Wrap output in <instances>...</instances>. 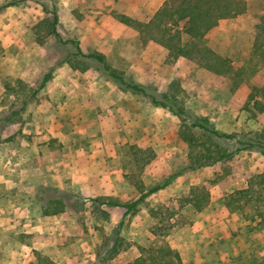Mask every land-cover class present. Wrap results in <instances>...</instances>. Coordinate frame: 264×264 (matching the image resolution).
<instances>
[{
	"label": "rangeland",
	"instance_id": "rangeland-1",
	"mask_svg": "<svg viewBox=\"0 0 264 264\" xmlns=\"http://www.w3.org/2000/svg\"><path fill=\"white\" fill-rule=\"evenodd\" d=\"M14 1L0 9V216L17 223L5 230L8 254L0 249V264H169L164 258L152 263L163 248L177 252L183 264H264V190L259 189V203L234 195L264 172V155L246 146L214 164L187 168L191 151L207 154V146L215 144L234 151L252 142L254 132L264 133V112L253 116L245 108L249 88L232 87L226 75L185 57L169 62L168 50L158 43L142 46L137 31L113 16L123 13L130 0ZM42 1L57 8L60 39L46 24L38 27L45 16ZM246 2L244 13L222 20L206 34L209 46L235 67L252 57L264 16V0ZM72 41L85 53H103L112 69L146 94L120 89L96 60H83L90 65L88 72L71 68L66 61L78 59ZM258 63L257 75L264 82ZM49 71L51 77L42 83ZM173 79L190 115L236 136L217 138L186 128L167 107L154 104L151 95L161 99ZM91 88L125 96L128 117L119 139L110 138L109 146L107 109L99 107V98L74 105L71 96ZM50 89L66 92L54 98ZM184 129L195 135L197 146L180 136ZM90 174L100 176L98 192L81 193ZM166 179L164 188L134 203ZM205 195L206 205L195 209ZM97 197L134 204L127 209L92 200ZM53 199L63 205H51ZM13 200L18 210L10 206ZM45 207L62 211L45 215ZM39 218L60 221L61 228L49 233L43 224L27 232L25 220ZM166 256L176 261L173 254Z\"/></svg>",
	"mask_w": 264,
	"mask_h": 264
},
{
	"label": "trees",
	"instance_id": "trees-1",
	"mask_svg": "<svg viewBox=\"0 0 264 264\" xmlns=\"http://www.w3.org/2000/svg\"><path fill=\"white\" fill-rule=\"evenodd\" d=\"M16 3L17 1L14 0L1 3L0 9ZM41 5L45 16L39 21L38 27L40 28L43 24H46L49 27L50 34L60 39L61 37L57 30L59 16L56 6L53 5L49 8V3L45 1H42ZM246 10V0H165L155 11L154 15L147 21L138 20L125 13H113V16L119 22L137 31L142 46H145L148 41H154L165 47L168 50L167 57L169 62H174L179 57H185L208 71L226 75L230 79L232 87L236 88L240 85H246L249 88V93L245 102V108L249 110L253 116H256L264 112V82H262L257 75L258 62H260L262 66L259 68H264V16L261 23L258 25L253 40V55L241 66L235 67L230 58L220 55L213 50L209 46L206 37L207 32L215 27L220 20L234 18L244 13ZM37 42L43 44L44 40L37 35ZM72 42L76 47L74 56L78 57V59L74 62L70 60L66 61L71 68L88 72L90 65L83 60H96L100 63L107 76L118 83L120 89L146 94L143 87L128 82L123 74L112 69L107 64L106 56L103 53L97 51L85 53L82 51L78 41ZM50 77L51 72L49 71L44 75L42 83L46 82ZM182 91L177 79H173L171 82V91L164 93L161 99H156L154 95H151V100L154 104L167 107L172 113L179 117L183 124L185 123L184 126L186 128L203 129L217 138L223 136L232 139L236 136L235 134L221 133L214 127L208 126V120L205 117L190 115V109L185 106L184 100L178 97ZM180 136L189 143L190 147L197 146V141H195V135L193 133H189L184 129L181 131ZM246 142L244 147L236 148L234 151L221 148L218 144L213 145V148L208 145L206 148L207 154L202 155L200 154L201 151L196 154L191 151L188 155L189 163L187 168L196 169L203 165L214 164L220 160L231 157L234 152L241 148L244 149L246 146H256L264 155V133L262 131L254 132L252 142ZM169 180L170 179H166L162 183L149 187L136 201H134V203L164 188L169 183ZM248 182V186L245 189L238 190L234 193L236 199L246 203H250V201L259 203L260 197L263 196V193L259 192V189L264 190V172L255 174L252 176L251 180L248 179ZM92 200L109 205L125 206L127 209L131 208L134 204L115 201L105 202L102 201L100 197L93 198ZM207 200L208 197L205 195L202 202L199 200L195 203V209L201 210L202 207L206 205ZM48 202L55 206L63 205V201L58 199H53ZM61 211V207L53 209L45 207L43 209V214L52 215ZM261 214L263 215L264 213ZM167 254H173L176 261H172V256H170L169 259H165ZM159 258H164L162 261L163 263L183 264L179 254L168 248L159 250L157 256L152 258V263H157ZM140 259H142L140 260L141 263L146 262L145 257H141Z\"/></svg>",
	"mask_w": 264,
	"mask_h": 264
},
{
	"label": "crops",
	"instance_id": "crops-1",
	"mask_svg": "<svg viewBox=\"0 0 264 264\" xmlns=\"http://www.w3.org/2000/svg\"><path fill=\"white\" fill-rule=\"evenodd\" d=\"M164 1L165 0H130L129 6L123 10V13L133 18H136L138 20L147 21L154 15L155 11L159 8V6ZM222 20H225V19H222ZM222 20H220L219 23ZM219 23L215 27H217ZM114 36H119V34L117 35V33H115ZM154 44H157V43L154 41H149L146 44L145 48L147 49L151 48L154 46ZM95 88H91L86 91H81L79 94L76 93V94H72L71 96L72 98H75V100L73 101L74 105H78L77 102L88 104L89 98L95 99V100L99 98L97 99V101H101V103H99L101 104L99 107H101L102 109V107L105 106V108L107 109V112H106L107 116L104 119V123L106 124L107 130H109L108 131L109 134L107 135L105 134V140L107 142L105 146H109L110 138L112 139V141H114L117 135L119 139V134H120L119 132L122 131V127L124 128L125 126L124 121L128 117V112L125 109L126 108L125 96L123 95L124 93L119 92V91H113V92L108 93L107 95V92H105V90L102 92V90L100 89L96 90ZM64 90L65 89H61V90H53V89L51 90L50 89L47 92L50 93L52 97L54 98L61 97L62 99L66 92ZM92 106L94 108L98 107L97 105H92ZM104 176L106 177V175H102L101 177L104 178ZM99 177H100L99 175H94V174L85 176L86 182L81 183L82 186L80 187V192L84 194H96L98 192V189L96 187V179ZM102 192H104V190ZM12 202L13 204H11L10 206L11 207L14 206L13 209L18 210L19 208H16L15 201L13 200ZM44 217H49V216H44ZM10 219L11 218L6 217V216H0V249H2L3 251H6L5 254H8L7 248H6L5 230L8 228H13L14 226H16V223H17L16 221L15 222L10 221ZM28 221L29 220H27L26 222L25 220V222L23 223V226L26 228L29 226V228H27L26 231L31 232V233L35 231L37 232L38 226H42L43 224L44 225L42 228H44L49 233H56V231L61 228L60 221L56 222L54 219L48 220V219L39 218L38 221H35V223L28 222ZM38 222L40 224H38Z\"/></svg>",
	"mask_w": 264,
	"mask_h": 264
}]
</instances>
